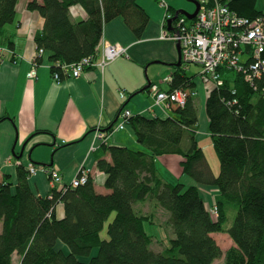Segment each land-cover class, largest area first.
Segmentation results:
<instances>
[{"label":"trees","instance_id":"obj_1","mask_svg":"<svg viewBox=\"0 0 264 264\" xmlns=\"http://www.w3.org/2000/svg\"><path fill=\"white\" fill-rule=\"evenodd\" d=\"M17 1L0 0V47L9 51L12 42L3 36V29L14 22ZM223 2L240 16L264 17V11L255 8L256 0ZM72 6L82 8L83 20L70 19ZM27 9L43 19L34 42L36 50L43 51L38 67L46 57L51 76L61 74L57 64L70 65L94 54L112 21L121 19L138 40L149 22L137 0H32ZM182 67L181 63L172 73L169 90L188 93L184 107L171 103L172 116L167 118L136 114L127 119L126 125L144 150L101 144L110 162L98 160L97 169L105 175L108 194L96 193L90 176L84 185L54 187L47 197H36L22 165L16 168L15 186L7 177L0 180V264H11L14 253L20 256V264H213L222 256L224 264H264L263 79L255 80V89L240 73L220 68L223 85L212 86L205 101L219 163L214 177L194 137L198 119L190 94L197 76L188 75ZM113 126L102 130L109 132ZM184 136L188 137L185 149ZM167 155L181 157L182 174L196 186L170 184L158 177L154 158ZM204 188L218 192L213 204L217 218L204 203L200 191ZM148 199L168 213L166 225L172 238L161 252L150 247L151 238L143 228L146 217L134 211L136 203ZM58 204L64 210L59 220L55 216ZM229 208L235 215L226 226ZM104 230L107 239L102 240ZM214 233H225L231 240L224 253L212 238Z\"/></svg>","mask_w":264,"mask_h":264},{"label":"crops","instance_id":"obj_2","mask_svg":"<svg viewBox=\"0 0 264 264\" xmlns=\"http://www.w3.org/2000/svg\"><path fill=\"white\" fill-rule=\"evenodd\" d=\"M30 1L32 0L17 1L15 20L3 29V36L12 42V54L0 62V180L7 177L15 186L17 166L25 167L33 163L55 170L60 175L62 184L66 185L83 166L90 170L95 192L106 195L109 191L104 187L105 175L97 169V162L100 159L110 162V156L101 143L94 142L93 130L98 125L106 128L119 123L122 109L129 111L131 115L159 118L172 116L169 105H155L154 98L147 90L150 84L157 85L161 91L169 90V83L163 82V79L172 77L178 62L176 44L160 39L165 14L160 2L167 5L170 13L184 10L191 14L195 7L186 0H137L149 18L141 39H136L121 19L112 21L104 29L103 38L125 47L127 55L110 63L102 73L96 68H89L80 78L65 79L57 84L51 78L50 64L46 57L37 68L36 78L26 77L36 51L34 36L43 28V19L39 14L27 9ZM69 16L72 21L77 22L83 20L86 15L81 7L72 6ZM11 56L15 57V63L10 60ZM151 66L155 67L152 69ZM182 66L185 68L183 64ZM189 67L194 68L196 75L197 67L190 65L185 71ZM211 89L212 85L202 84L196 78L194 99L198 123L194 137L202 151V140L206 145L211 142L205 113V101ZM121 92L124 93V99L120 98ZM34 133L37 134L28 142ZM187 140L188 137L184 136V149L187 148ZM92 144L96 148L90 152ZM107 144L125 146L135 151L144 150L137 143L128 125L113 132ZM180 162L181 157L177 155L154 158L158 177L170 184L179 182L184 187L196 186L191 178L182 174ZM208 165L212 175L217 176L218 165L217 170L209 163ZM188 179L193 183H189ZM49 182L42 172L28 179L31 192L40 198L48 196L51 189ZM57 189H61V185L57 186ZM200 191L205 205L210 208L215 203L217 190L204 188ZM134 211L146 217L143 228L151 238L150 247L153 250V244L160 243V233H150L149 230H163L161 223L155 224V216L163 213L162 223L164 221L166 224L168 213L157 208L149 199L136 203ZM63 215V206L58 204L55 216L59 220ZM112 218L113 215L109 221ZM165 228L168 230V237L172 238L170 228L167 225ZM163 231L161 237L165 238ZM100 237L102 240L107 239L105 230ZM57 247L67 252L62 244ZM20 260V256L14 253L11 264H20Z\"/></svg>","mask_w":264,"mask_h":264},{"label":"built area","instance_id":"obj_3","mask_svg":"<svg viewBox=\"0 0 264 264\" xmlns=\"http://www.w3.org/2000/svg\"><path fill=\"white\" fill-rule=\"evenodd\" d=\"M223 1L197 0L199 10L193 19L177 15L170 22L169 27L167 22L174 18L175 13H170L167 5L160 2V5L165 9L164 29L160 39L178 44L184 69L190 65L197 67L196 75L200 83L210 84L214 88L222 87L223 79L219 73L221 68L225 71L240 73L245 81L254 88L255 80L263 79L264 83V17L240 16ZM42 53L41 49L34 53L30 61L31 68L26 74L28 79L36 78L37 59ZM11 54L8 49L0 47V62ZM126 55L125 47L117 43H110L102 38L94 54L83 57L70 65L57 64L61 68V74L54 72L51 78L59 84L63 79L80 78L89 68H96L102 73L110 63ZM11 58L15 57L11 56ZM171 81L172 77L170 76L163 79L165 83L170 84ZM148 92L154 98L155 105L173 103L184 107L189 96L181 89L161 91L155 84L149 85ZM262 94L264 97V91ZM119 95L121 99H124V93L121 92ZM190 95L194 96V94ZM119 117L120 122L116 123L109 132L103 131L100 125L96 126L93 130L94 142L106 144L113 132L122 130L126 126L127 119L131 117V114L122 109ZM95 148L96 146L92 144L90 152ZM25 169L29 177H34L40 172L44 173L50 180V188L61 185V189L64 190L68 187L76 188L86 184L91 176L90 170L82 166L77 175L65 185L62 184L60 175L55 170L38 167L32 163L27 164ZM210 213L214 218L218 215L214 205L210 207Z\"/></svg>","mask_w":264,"mask_h":264},{"label":"rangeland","instance_id":"obj_4","mask_svg":"<svg viewBox=\"0 0 264 264\" xmlns=\"http://www.w3.org/2000/svg\"><path fill=\"white\" fill-rule=\"evenodd\" d=\"M255 8L258 11H264V0H256ZM151 67L153 69L155 66H151ZM186 72H187L188 75H194V68L193 67H189ZM195 76H197V75H195ZM209 143H210V145L209 144L206 145L205 141L202 140L201 144L203 146V152H204V154L206 156V159H207L208 163L210 164V166L212 168H215V170H217L216 169V165H218V167H219V163H218L217 157H216V155L214 153L212 144H211V142H209ZM213 159H215L216 162H214ZM36 166H38V165H36ZM38 167H41V166H38ZM188 181H189V183H191V182L193 183V181L190 180V179H188ZM185 187H188V185H185ZM228 212L229 213H228V220H227L226 226H229L231 224V222L233 220V217L235 215V211L233 209H231V208H229ZM155 218H157V221L155 222V224L161 223L162 228L164 230V231L163 230H161V231L164 232V235L166 237L165 238L161 237L162 233H161V231H159L158 228H155L154 231H153V228H152V230H149V232L152 233V232H157L158 231V233H160V235H159L160 238H158V241H160V243L156 244V245L153 244V250H155L157 252H161V251H163L164 249H166L168 247L167 246L168 245V240H169L168 230H167V228H165L166 224H164V221L162 223V220L164 219V214L163 213L159 214L158 216H155ZM216 218H217V216H216ZM212 238L215 240L217 245L220 247L222 253H224L227 249H229L232 246L231 240L229 239V237L225 233H214ZM159 239H161V240H159ZM213 264H224L223 256L220 259H217L216 261H214Z\"/></svg>","mask_w":264,"mask_h":264},{"label":"water","instance_id":"obj_5","mask_svg":"<svg viewBox=\"0 0 264 264\" xmlns=\"http://www.w3.org/2000/svg\"><path fill=\"white\" fill-rule=\"evenodd\" d=\"M186 1H188V2H190V3H192L194 5L195 9H194L193 13L190 14V13L184 11V10L176 11L175 15H174V18L167 22L168 23V27L170 25V22L172 20H174L177 15H182V16H184L187 19H193L197 15V12L199 10V4H198L197 0H186ZM176 50H177V53H178V62L175 64V66H179L181 64V57H180V50H179L178 44H176ZM146 88H144L143 91H145Z\"/></svg>","mask_w":264,"mask_h":264}]
</instances>
